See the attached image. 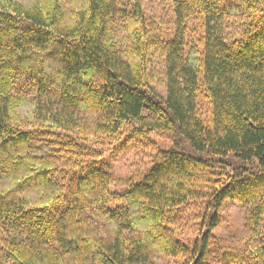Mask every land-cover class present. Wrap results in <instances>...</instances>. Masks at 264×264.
Segmentation results:
<instances>
[{
	"label": "trees",
	"instance_id": "obj_1",
	"mask_svg": "<svg viewBox=\"0 0 264 264\" xmlns=\"http://www.w3.org/2000/svg\"><path fill=\"white\" fill-rule=\"evenodd\" d=\"M164 1L167 38L142 0H0V264H264V0ZM127 124L170 146L119 188L98 160Z\"/></svg>",
	"mask_w": 264,
	"mask_h": 264
},
{
	"label": "rangeland",
	"instance_id": "obj_2",
	"mask_svg": "<svg viewBox=\"0 0 264 264\" xmlns=\"http://www.w3.org/2000/svg\"><path fill=\"white\" fill-rule=\"evenodd\" d=\"M143 9L153 34L167 38L173 33L172 13L164 0H142ZM146 83L148 87L162 98L165 97L164 62L158 47L150 48L146 64ZM204 109L207 110L204 105ZM131 126L125 125L115 141L104 147L103 155L98 160L118 180V187L139 177L150 166L152 158L159 148L169 147L168 141L151 134L148 137L130 135ZM221 221L213 233L223 248L240 251L243 245V224L247 208L236 201L224 202L220 208ZM161 262H158L160 264Z\"/></svg>",
	"mask_w": 264,
	"mask_h": 264
}]
</instances>
